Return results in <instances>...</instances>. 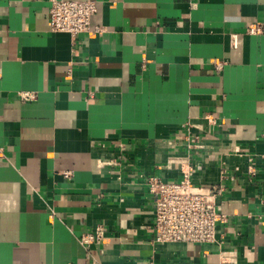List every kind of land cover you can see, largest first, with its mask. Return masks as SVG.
Instances as JSON below:
<instances>
[{
	"label": "crops",
	"instance_id": "obj_1",
	"mask_svg": "<svg viewBox=\"0 0 264 264\" xmlns=\"http://www.w3.org/2000/svg\"><path fill=\"white\" fill-rule=\"evenodd\" d=\"M94 1L71 36L0 0V264H264V0ZM184 154L226 186L209 243L154 239L145 180Z\"/></svg>",
	"mask_w": 264,
	"mask_h": 264
},
{
	"label": "built area",
	"instance_id": "obj_2",
	"mask_svg": "<svg viewBox=\"0 0 264 264\" xmlns=\"http://www.w3.org/2000/svg\"><path fill=\"white\" fill-rule=\"evenodd\" d=\"M49 2L50 31H61L76 36L79 33L91 34L100 30V27L90 29L91 17L96 11L94 0H49ZM261 31L262 24L259 21L250 22L245 29L249 35L259 34ZM20 98L30 100L34 98V94L22 91ZM253 158L250 157L249 161ZM166 163L168 166L179 167L182 173L180 180L165 181L155 176L147 177L145 180L147 190L154 200L155 241L189 243L214 241L218 223L226 219V215L217 208L216 198L226 190V186L222 183L209 186L193 185L190 176L197 168L189 164L188 154L171 156ZM254 171L250 163L248 172L254 173ZM105 232L106 228L99 223L92 232L80 236V243L86 247L99 243Z\"/></svg>",
	"mask_w": 264,
	"mask_h": 264
}]
</instances>
